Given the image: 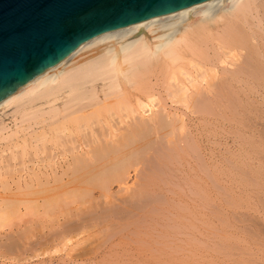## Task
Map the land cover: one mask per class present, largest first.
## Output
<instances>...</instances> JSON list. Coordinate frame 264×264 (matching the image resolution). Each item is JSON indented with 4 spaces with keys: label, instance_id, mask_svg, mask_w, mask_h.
Segmentation results:
<instances>
[{
    "label": "bare ground",
    "instance_id": "obj_1",
    "mask_svg": "<svg viewBox=\"0 0 264 264\" xmlns=\"http://www.w3.org/2000/svg\"><path fill=\"white\" fill-rule=\"evenodd\" d=\"M254 96L257 97L255 98L258 99V104L264 106V0H206L94 36L55 65L46 68L0 100V147H3L2 150H9L7 153L14 160L19 158L17 155L21 159L24 155L26 156V150L30 153L31 150L28 149L30 147L34 150H32L33 155H35L34 152L38 155H46L45 152H49L62 156V159H65L62 161V163L65 162V165L63 164L65 167L64 171L61 170L63 167L60 169L63 172L60 175L66 177L64 180L57 175L58 178L55 172L51 171L55 174L53 175L55 178L43 177V180L36 177L34 182L29 180V183H24L25 187L22 189L25 195L32 190V195H27V198L21 194V185L17 180L15 189L18 188L20 191L18 197L14 196L16 191H13V196L4 195L0 199L1 205L8 206L9 212L12 207L16 208L15 206L27 203L23 205L24 209L29 208L28 206L32 208L30 200L34 201L33 199L38 198L37 195H41L40 203L38 201L36 204L41 207V211H44L43 202L51 198L48 202L53 205L57 203L55 199L57 196L53 194L59 195L61 188L63 196L60 195V201L62 197L66 199L63 189H70V187L78 189L85 185L88 187L93 184L92 182H102L100 186L106 185L107 188V185L114 183L125 187L130 177V167L135 168V164L139 163L136 155L139 153L146 156L148 151H154L156 146L160 147L159 150L157 149L159 156L156 151L154 155L158 156L161 162L163 157L168 159L162 166L169 171L172 169L178 171L173 176L170 175L171 180L166 179L162 183L159 179L158 183L161 186H173L176 190L187 187L197 191L218 188L217 186L223 183V180L221 181L223 167L219 165L218 159L221 138L219 129L223 119L231 123V118L223 116L225 115L223 112L247 108L252 101L251 97ZM188 151L194 152V155L197 154L195 155L197 163L192 164L183 159V164L186 163L179 164L182 155L187 156ZM12 155L18 158H13ZM160 155H162L161 158ZM10 157H7L8 162H11ZM151 161L149 163L152 164ZM4 164L1 169L4 168ZM160 173L162 177L166 174L162 171ZM142 175L138 178L147 179V175ZM231 176V174L226 175L227 183L235 185V180ZM136 180L139 181L137 178ZM142 184L149 187L151 182L148 184L146 181ZM151 185L154 186V183ZM100 186L98 185V189ZM7 187L5 188L8 192L10 187L8 189ZM87 187L83 189L91 190V186ZM76 188L75 190L78 191ZM91 188L97 190L96 187ZM120 188H117V192H120L118 191ZM107 190L109 191V188ZM121 190L123 191V188ZM49 191L50 196L47 198L45 194ZM73 191L67 198H71ZM87 191L86 193L90 194V191ZM86 193L84 192V195ZM107 194L104 195V201ZM29 196H32L31 199ZM101 197L103 198L102 195ZM101 197L97 196V199ZM114 197L116 198L115 195ZM72 198L74 199V196ZM214 198H216L214 195L211 197L206 195L200 196L198 200L214 202L212 200ZM48 202L44 204L47 205L45 206L47 209L50 206ZM190 203L193 204V202ZM53 205L52 210L56 207V204ZM212 207L215 210L216 206ZM47 209L45 211L48 212ZM168 213L171 215V212ZM161 215L158 214L157 217ZM172 217L175 219L174 216ZM151 224L154 225V222ZM157 226L160 225L154 227ZM166 228L169 229V227ZM200 232L198 235L200 234L201 237L202 231ZM159 233L157 232V235ZM214 233L219 232H213L212 235L215 236ZM163 246L161 248L166 249Z\"/></svg>",
    "mask_w": 264,
    "mask_h": 264
},
{
    "label": "rangeland",
    "instance_id": "obj_2",
    "mask_svg": "<svg viewBox=\"0 0 264 264\" xmlns=\"http://www.w3.org/2000/svg\"><path fill=\"white\" fill-rule=\"evenodd\" d=\"M255 97L256 96L251 97V106L249 105L247 108L223 112V114L225 113L223 116H227L226 118H231V123L229 124L226 119V122L223 121V119L219 129L221 138L219 139L220 145L218 146V159L219 165H222L223 167L221 172L223 173L221 174V181L223 180V183L221 182L220 186H217L218 188L214 187L218 189V191L214 188H212L213 190L208 189L197 191L194 188L191 189L187 187H177L179 188L177 191L173 186H161V184L158 183L160 182L158 181L159 179H161L162 183L166 179L171 180L170 175L173 176L178 171L172 169V172L171 170L169 171L167 168L165 169V167L162 166V164L164 165L167 163L168 159L167 157H163V161L161 162L158 157L159 151H157V149L159 150L160 147L156 146L152 152L147 150L148 154L146 153V156L139 153L138 155L140 156L136 155V160L138 157V162L141 165L137 162L138 165L135 164V168L132 166L131 169L130 167V177L125 187L119 186L116 183L111 184L112 186L109 184L107 185L109 188L108 191V188L105 185L104 193V187H102L103 185L100 186L102 182H96L97 185L96 183L92 182L93 184L88 185V187H96V191L91 187L90 189L93 190H89L86 185L85 187L88 189L85 190H89L90 194H87L83 189L85 187H78V189L75 187L78 191H76L74 187V189H71L70 187V189H63L66 199L62 197L63 199L60 201V195L63 196L61 188V193H59V195L51 193L53 196H57L55 198L57 203H54V205L56 204V207H54L53 210L51 209L53 203L48 202L50 201V198L45 202L42 201V208L44 211H41V207H38L36 204L38 201L40 203L41 195L38 196L37 194H35L37 195L36 197L40 198H37V201L33 199L35 203L34 201L30 200L32 202L33 210H31V206H28L30 209H24L23 205H27V203L19 205L18 207L15 206L18 208L16 211V208L12 207V212H9L10 209L7 208L8 206L6 207L4 204L2 206L0 201V264H264V106H261L260 103L258 104V99ZM258 98L260 99V97ZM228 134L231 135L229 136ZM157 145L159 146V144ZM2 148L3 147H0V174H3L2 176L0 175V199H2L4 195L8 197L10 195L13 196L12 194L15 191L16 193H14V196L18 197V192L20 193V191L22 195H25V193L22 191V189L25 187L24 183H29V180L30 182H34L36 177L37 179H43V177H49V179H52L53 175L56 174L55 176L58 177L57 175H62V171H64L65 162L62 163V161H65V159H62V156L60 157L59 155H53L49 152H45L46 155H38L34 152L35 155H33L32 153L34 150L30 147L28 149L31 150V154L29 153V150H26V156L24 155L22 159L19 155H17L19 158L15 155V157L19 159H17V161L11 159L9 153H7L9 150L3 151L4 149L2 150ZM223 150L228 151L227 153L230 155H228L226 151L224 152ZM155 151L156 154L158 152V156L154 155ZM193 153L194 152L188 151L187 156L182 155V160L180 159L181 161L178 163L184 165L186 163L185 162L183 164L185 160L187 162H192V164H196L197 156L195 155L197 154L194 155ZM10 154H12V151H10ZM148 155L150 156L148 157ZM142 156L148 160L143 159ZM161 156L162 155H160V158ZM7 157H10L11 162H8L9 160L7 161ZM12 157L15 158L14 155H12ZM223 159L226 160V163ZM149 160L154 161H151V164L149 163ZM6 162H8L9 165ZM159 162L161 164H159ZM4 163H6L9 167ZM2 164H4L5 170H3L4 168L1 169L3 167ZM146 164L149 165L148 168H146ZM143 166L144 169L147 170L142 169ZM62 167L63 169H61ZM222 167L220 166V169H222ZM151 168H153L155 171H152ZM156 168L161 169L160 171H162L163 174L166 172V174L163 175L164 177H162L160 171H158L159 169L157 170ZM6 170L7 173L5 172ZM166 170H168L170 173H168ZM51 171H54L55 174ZM154 172L158 174H155ZM46 173H48V175ZM143 173H146L145 175H147L149 178L147 177L146 179L144 177L143 180L142 178H138V176L140 177V175ZM229 173L235 180V185L227 183L226 175H230ZM9 176L11 177L9 178ZM61 178L66 180V177L64 178L61 176ZM136 178L139 181H137ZM152 179H154V181ZM17 180L21 185L20 191L18 188L15 189ZM136 181L137 183L135 184ZM146 181L148 184L149 182H151V184L154 183V186L151 184H149L150 186L146 184L149 187H145V185L142 183H145ZM3 184H5V186ZM98 185L100 186L99 189ZM136 186H140V188ZM5 187H7V189L10 187L8 189L10 193H8L9 191L7 192ZM120 187L123 188V191ZM117 188H120L118 190L120 192H117ZM3 189H5V191ZM50 191L49 193L45 194L47 198L50 196ZM57 191L58 190H56V192ZM71 191L73 192L72 196L70 197L72 198L74 196L76 202L73 198H67L69 197V194L71 195ZM31 192L32 190L29 192V194L28 192L26 194L30 195ZM42 192L43 191H41V193ZM84 192L86 193L85 195ZM76 194L77 198L75 197ZM106 194L108 197L106 196V201H104V195ZM114 195L117 199L114 197ZM160 195L163 197L161 196V198ZM206 195L207 197L214 195L216 197L212 199L214 202L212 200V202H200L198 200L200 196L203 197ZM97 196H100L101 198L97 199ZM31 197L29 199H31ZM152 199H154V203L156 201L157 202L154 204L151 202ZM162 201L164 203H162ZM47 202L50 204V209H47V207L45 208L47 205L44 204ZM119 202L122 205L119 204ZM190 202H193V204ZM195 203H197L198 206L195 205ZM157 205H159V207ZM161 205L163 208H161ZM214 205L216 206L215 210L214 207H212ZM46 209L48 212L45 211ZM168 212H171V215L174 216L176 220H178L176 221L173 219V217ZM5 213H7V215ZM213 213L216 214L214 215ZM158 214L162 215L158 218ZM163 215L166 218H163ZM145 222L146 224H144ZM152 222H154V225L151 224ZM189 223H191V225L193 224L195 229L193 225L191 226ZM203 224L206 226H203ZM156 225L160 226L154 227ZM135 226L137 228L136 230ZM175 226L176 228H174ZM160 227L161 230H159ZM166 227H169L170 230ZM145 228L148 229L145 230ZM197 230L198 232H200V230L202 231L201 237L200 234L198 235ZM215 230H217L219 233H214V236L212 234L213 232H217ZM156 231L158 233L160 232L159 235H157ZM161 233L162 235H160ZM163 234L166 236L164 237ZM182 234L183 236H180ZM147 235H149L151 238ZM175 240H178L181 242V244ZM188 243L190 245H188ZM162 245H164L163 247H166V249L161 248Z\"/></svg>",
    "mask_w": 264,
    "mask_h": 264
},
{
    "label": "water",
    "instance_id": "obj_3",
    "mask_svg": "<svg viewBox=\"0 0 264 264\" xmlns=\"http://www.w3.org/2000/svg\"><path fill=\"white\" fill-rule=\"evenodd\" d=\"M206 0H0V100L86 40Z\"/></svg>",
    "mask_w": 264,
    "mask_h": 264
}]
</instances>
